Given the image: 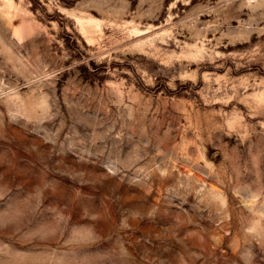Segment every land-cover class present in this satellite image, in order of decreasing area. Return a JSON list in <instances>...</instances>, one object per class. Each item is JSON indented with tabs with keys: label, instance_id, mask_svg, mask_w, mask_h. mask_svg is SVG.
Segmentation results:
<instances>
[{
	"label": "rangeland",
	"instance_id": "obj_1",
	"mask_svg": "<svg viewBox=\"0 0 264 264\" xmlns=\"http://www.w3.org/2000/svg\"><path fill=\"white\" fill-rule=\"evenodd\" d=\"M0 264H264V0H0Z\"/></svg>",
	"mask_w": 264,
	"mask_h": 264
}]
</instances>
